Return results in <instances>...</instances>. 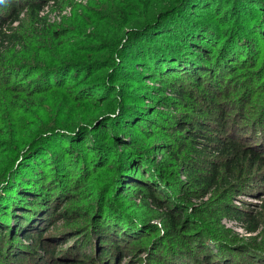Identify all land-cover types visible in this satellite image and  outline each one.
<instances>
[{"label": "trees", "instance_id": "obj_1", "mask_svg": "<svg viewBox=\"0 0 264 264\" xmlns=\"http://www.w3.org/2000/svg\"><path fill=\"white\" fill-rule=\"evenodd\" d=\"M73 2L0 0V264H122L144 253L146 264H264V103L246 116L264 80L249 73L258 84L245 106L232 101L234 76L262 66L264 0H116L136 21L121 44L131 22L102 33L103 11L90 14L101 36L51 22ZM243 23L257 27L260 48ZM88 41L98 52L120 46V57L84 72L70 56ZM133 61L163 85L141 92L140 108L121 89ZM94 73L102 84H85ZM66 89L98 105L87 125L103 130L91 144L87 126L44 122L51 92ZM245 196L260 203L235 204Z\"/></svg>", "mask_w": 264, "mask_h": 264}, {"label": "rangeland", "instance_id": "obj_2", "mask_svg": "<svg viewBox=\"0 0 264 264\" xmlns=\"http://www.w3.org/2000/svg\"><path fill=\"white\" fill-rule=\"evenodd\" d=\"M116 3H117L116 0H112V1L111 0H74L72 5H68L66 8L64 7L63 10H60L59 8L52 9L50 11V19H51V22L56 23L58 25L59 24L65 25V26L68 25V26L73 27L74 29H77L78 34L82 35V38H89L88 36H90V34L101 36V34H99L100 32H97L96 29L93 27L94 21L91 20L90 14L95 12V11H103L102 12V18L103 19H101V21H99L100 23L98 24L99 25L98 29L102 33L103 32H105V33L109 32V35H110L122 23L127 22V21L131 22V23H127V24L125 23L123 32L126 31V33L124 34V37H123V34L121 35V38L119 41L121 44V42L126 37L127 32L129 31V30L127 31V29L129 27H131L133 25V23H135L136 21L134 22V17L128 10L124 11L122 9H115L117 7ZM125 7H126V9L129 8V6H127V4H125ZM1 9H0V12H2ZM118 10L120 12L119 15H118ZM25 18L26 17H24V19ZM69 22L71 24H66ZM243 26L247 30H249V32H251L247 38L250 41H252L256 46H258L260 48L262 46L263 42H262L261 37L260 38L257 37V34L255 32L257 27L252 28V26L247 24V23H245V24L243 23ZM118 29H120V28H118ZM114 35L115 34H112L110 39H108L109 42L110 41L113 42L112 38L118 37V36H114ZM90 44H92V41H88L85 43H78L77 48L75 49L74 56H70V58H72V59L75 58L76 60H80L81 62L84 63V65H81L80 67H78V68H84V72H86V70H87V69H85V65H88V63L94 59L95 60H98V59L107 60L109 58H114V60H115L117 58V56L120 57V55H118V53H117V50L120 48V46H118L119 48L118 49L116 48L115 50H113L110 47H106L104 49V51L98 52V50H99L98 47L95 46V44H93V45H90ZM109 46H111V45H109ZM122 58H124V57H122ZM121 60L122 59H118L117 63H119ZM128 64H129V68H128L129 74L131 75L130 78H132V79H131V81L124 82L125 85H123L121 87V89L126 94H128L126 96L125 100H127V102H129V103L136 104V106L140 108L142 105L146 104L142 99V94L140 95V93L147 91L149 93L156 94V92L151 90V88H158V87H162L163 85L160 83L161 79L157 80V81H154V79H152L153 81L151 79H149L151 77V75L148 73V71H144L141 68H138L136 65H134L135 64L134 61L132 63H128ZM260 64L262 65L261 67L254 68V65L247 63V65H244L242 67V69H240V71L238 72V74H240V75L234 76L235 80H232V85H236L237 88L235 91L236 92L238 91L237 93L235 91H233V96H235V97H233L232 101L235 104L243 105L245 102V101H243V99L245 97L244 92L246 91V89L249 91L248 96L250 97L251 92L255 89L254 88L255 85L258 84V83L253 84L254 82H251V83L248 82L249 73L250 74L254 73V76L251 78H253L254 81H256V82H262V80H264V57H261ZM88 72H94V71H90V69H89ZM142 72L145 73V76H143L144 78H142L140 76V74H142ZM138 73H139V75H138ZM18 74H19V71H15V73H13V75L11 76L12 81L21 82V79H20L21 75H18ZM103 75L104 74L99 75V73H94V77H92L89 80L86 79L84 81V83L85 84H91V83L102 84V80H101L100 76H103ZM228 75H231V73L227 74L226 76H228ZM0 76L3 77L2 74ZM89 76H90V74L88 75V77ZM17 78H19L18 81H16ZM47 80L49 82V78ZM53 80H54V78L51 79V81H53ZM121 83H123V82H121ZM69 86H70L69 88H75L77 85L75 82H71L69 84ZM67 94H68L67 89L64 91L59 90V91H52L51 92L50 95H55V97L51 98L48 102V105H47L48 114L45 115L44 122L45 123H53L55 121L68 120V122L71 125L80 124V125L87 126V129L90 132H89V135L86 138L85 142L88 144H91L90 134L96 135L97 132H101L103 130L102 128H100L99 130H94L95 125L94 126L93 125H90V126L87 125L88 118L93 116L94 111L98 105H97V103H92V102L91 103H87V102L76 103L72 99L74 97L72 96V98L69 99ZM253 95H254V97L250 101L253 104H251V105L249 104L248 107L246 108V112L248 113L246 116H251L254 114V112L255 113L260 112V108H257V107L264 103V100H260V101L256 100L254 93H253ZM71 99H72V101H71ZM149 104H150V102H147V105H149ZM257 104H258V106H257ZM244 106L245 105H243V107ZM234 107H235V105H234ZM63 108H67L65 114L64 113L62 114ZM236 110H237V107H235V109L233 111L229 112V115L235 116V114H237ZM60 117H61L60 120L55 119V118H60ZM35 118L36 117H34V116H30L29 118H24V119L26 120L27 123H29V122H36ZM30 124H32V123H30ZM110 130H112V128H110ZM156 143H157V141L154 144H156ZM155 159L157 160L156 162L162 161V157L159 154L157 157H155ZM181 180H185V177L182 176ZM175 194L179 198H181L177 193H175ZM201 202L202 201H199L197 199H193L190 201V206H197V205L201 204ZM244 203L255 205L257 203H260V201L258 199L253 198V196H251V197L245 196V197H240L235 202L236 205L242 206V207L246 206V204H244ZM158 222L159 221H156V220L153 221L154 224H158ZM221 224L226 229L231 231V233L233 235L237 236L239 239H241V240L243 239L246 241L250 240L249 237L245 234V232L240 228V226L238 225V223L234 219H228V218L224 217L221 221ZM158 226H160V225L158 224ZM73 243L74 242L71 241L70 243H68V245H66L63 248L65 249L68 246L73 245ZM146 260H147V253H144L140 256L139 259H135L132 256L127 257L125 259L126 263L124 262L122 264H129V263L130 264H146Z\"/></svg>", "mask_w": 264, "mask_h": 264}]
</instances>
